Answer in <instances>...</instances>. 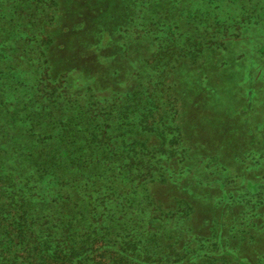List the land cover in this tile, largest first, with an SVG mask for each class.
I'll use <instances>...</instances> for the list:
<instances>
[{
	"label": "trees",
	"instance_id": "obj_1",
	"mask_svg": "<svg viewBox=\"0 0 264 264\" xmlns=\"http://www.w3.org/2000/svg\"><path fill=\"white\" fill-rule=\"evenodd\" d=\"M258 34L264 0H0V264H264V169L190 143Z\"/></svg>",
	"mask_w": 264,
	"mask_h": 264
},
{
	"label": "rangeland",
	"instance_id": "obj_2",
	"mask_svg": "<svg viewBox=\"0 0 264 264\" xmlns=\"http://www.w3.org/2000/svg\"><path fill=\"white\" fill-rule=\"evenodd\" d=\"M79 7H73L74 20L80 16ZM241 41H232L227 49L210 52L205 59L207 64L200 72L206 79L208 97L197 123L199 129L190 133L200 137L190 143L218 153L229 172H241L239 183H246L253 175L260 177L264 169V34ZM204 96V91L199 93L196 101L202 104ZM190 99L191 95H181L186 118L191 117L187 110L193 104ZM185 123L190 129L196 125L194 121Z\"/></svg>",
	"mask_w": 264,
	"mask_h": 264
}]
</instances>
